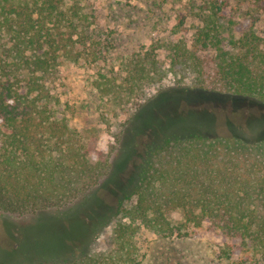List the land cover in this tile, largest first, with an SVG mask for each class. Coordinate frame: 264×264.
Wrapping results in <instances>:
<instances>
[{"label": "trees", "instance_id": "16d2710c", "mask_svg": "<svg viewBox=\"0 0 264 264\" xmlns=\"http://www.w3.org/2000/svg\"><path fill=\"white\" fill-rule=\"evenodd\" d=\"M84 1L0 0V214L68 208L110 172L108 156L90 161L94 141L69 126L50 87L61 58L82 59L86 50L74 49L79 38L99 45L90 38L96 18ZM222 19L207 15L190 47L167 46L170 69L198 91L264 103V37L238 33L232 20ZM104 53H94L93 61ZM118 74L102 79L124 105L164 76L153 51L125 58ZM132 195L131 204L117 206L111 250L29 264H138L140 230L181 239L194 236L188 225L203 224L222 237L221 258L264 261V140L167 136L144 152ZM175 210L183 222L167 218Z\"/></svg>", "mask_w": 264, "mask_h": 264}, {"label": "rangeland", "instance_id": "374dc122", "mask_svg": "<svg viewBox=\"0 0 264 264\" xmlns=\"http://www.w3.org/2000/svg\"><path fill=\"white\" fill-rule=\"evenodd\" d=\"M84 6L96 18L89 30L93 36H88L99 45L93 47L89 38H79L74 49L86 50L82 59L61 58L50 87L69 126L94 141L96 151L89 155L90 161L106 155L111 169L83 202L33 216L0 214V264L63 260L111 250L117 206L120 201L133 202L144 152L167 136L264 140L263 102L193 89L190 79L172 73L166 49L177 42L190 47L207 15L223 18L225 24L232 20L238 33L253 30L264 37V0H85ZM101 51L105 52L101 59L93 61V54ZM146 51H153L164 76L132 98L138 99L137 104L124 105L112 97L102 76H123L118 73L124 59ZM167 218L183 222L180 210ZM188 226L194 236L181 239L140 230L138 264H235L236 257H220L223 239L216 231L206 224Z\"/></svg>", "mask_w": 264, "mask_h": 264}]
</instances>
